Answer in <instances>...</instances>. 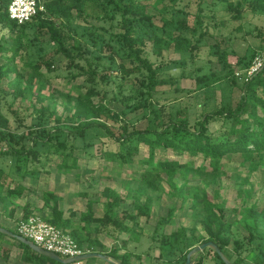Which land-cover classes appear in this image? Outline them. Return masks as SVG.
Instances as JSON below:
<instances>
[{
    "label": "rangeland",
    "instance_id": "374dc122",
    "mask_svg": "<svg viewBox=\"0 0 264 264\" xmlns=\"http://www.w3.org/2000/svg\"><path fill=\"white\" fill-rule=\"evenodd\" d=\"M198 1L189 0V5H186L190 13L187 18L190 26L195 21ZM206 1L204 7L209 14L207 19L213 23L212 35H207L200 42L199 48L195 50L199 55L195 58L191 57L190 53L175 50L174 45L159 51L148 38L149 34L164 33L165 26L161 18L163 16L172 18L174 15L172 12L163 13L153 7L149 8L148 12L154 16L155 27L140 30L141 34L148 30L144 33L142 50L158 71V78L171 80L169 83L159 85L154 97L149 99L152 105L155 102L158 105H165V119L176 118L178 110L187 108L188 114L178 117L188 118L194 123L203 114L214 111L223 100H228L236 106L241 98V90L238 87L230 88L229 83L218 80L217 76H225L227 71H223L217 62V46L219 44L222 48L228 49V61L236 76L237 72L241 74L245 72L246 66L255 58L254 51L264 46L259 37L247 33L255 27L264 32V15L260 14L257 8L252 9L256 0H230L242 5L244 12L241 20L233 19L234 12L228 10L224 3L217 1L215 5H211L213 0ZM85 5L86 13L77 23L80 29L76 37L86 47L96 51V54H90L89 58L95 62L94 67L98 70L93 82L88 81L86 75H80L75 79L71 77L66 57L56 52V45L45 30L32 27L27 29L26 35H21L20 32H12L0 24V40L6 39L5 49H11L9 52L12 54L18 43L21 46L15 63L0 60L6 63L0 81V129L14 132L19 144L24 141L30 144L31 138H28L27 132L40 127L42 117H45L46 124L49 123L51 126L59 115L64 118V122H61L63 126L74 123V118L70 122L66 121V117L72 118L71 112L66 108L87 88H93L98 92L99 95L94 99L101 100L121 114L131 123V127L146 129L155 125L154 114L149 109L150 105H147L148 101L144 99L148 89L141 84V76L135 73L129 75L124 71V68H131V63L124 56L120 42L116 40L118 35L111 36L112 46H106L101 42L94 44L89 31H98L101 25L109 27V23L97 18L101 10L95 7L94 3L86 0ZM179 17L182 18L183 14H179ZM240 23L243 29L239 28ZM115 25L112 30L117 33L118 23ZM48 63H51L50 68ZM212 72L216 75L209 76ZM205 74L210 77L208 86L206 80L196 81L198 75ZM239 80L241 81L240 78ZM100 120L117 130L116 122L105 117ZM213 126L217 129L219 123L215 122ZM23 135L26 137L22 139ZM89 137H96L98 141L96 140L91 149V154H86L83 148L76 150L75 154L79 158L77 169L66 172L64 176L47 175L49 173L43 172L44 179L42 178L43 181L41 179L50 185L49 191H53L59 198L62 197V206L67 217L74 212L71 218L74 227L78 228L77 237L82 241L80 247L86 253L96 251L119 262L126 258L129 264H183L187 250L199 246L210 238L203 224L207 215L200 204L201 195L207 191L212 202L217 207L224 208L226 222L232 224V230L228 233L230 249L241 242L243 248L241 255L244 257L242 264H264V260L261 263L257 261L259 256L264 259V227L261 228L259 235L255 234L253 249L252 244L248 242L251 233L244 222L246 210L252 206L261 217L263 216L264 154L227 155L223 169L217 174L209 175L201 169L203 167L201 157L192 158L171 150L158 149L157 159L179 160L188 166L179 168L169 177H154V185L151 186L141 181L142 173L148 168L138 162V158L148 156L149 150L144 143H140V152L135 156L136 161L122 165L95 156L101 147L116 149V142L100 129L91 130ZM214 138L222 139V136L215 135ZM86 142L78 140L80 147ZM7 151L6 144L0 141V167H16L15 159L11 154H6ZM57 157L51 161L50 167L61 172L56 166L59 159ZM29 167L41 166L32 162ZM31 177L36 178V175ZM182 185L183 192L179 191V186ZM129 191L141 193L129 196ZM16 192H21L20 197L16 198L22 203L19 207L20 214L17 211L16 223L21 216H28L34 212L45 218L49 216L50 209L41 208L45 202L44 196L37 205L29 204V207L23 205L26 202V196L22 198L25 191L17 189ZM47 192L44 191L43 195ZM89 202H93L95 216L99 218L104 216L106 203L117 204L119 224L82 223L81 213L87 211ZM170 209H174L173 216L170 221L163 224V218ZM17 213L13 212L14 215ZM69 230L73 232L72 228ZM4 239L1 235L0 264H40L37 256L27 259V255L29 257L31 251L34 252L33 249L27 250L16 242H13L15 247L10 246ZM248 250L253 251L248 253ZM113 253H116L118 258L114 257ZM237 254L233 252V259ZM80 264L114 263L94 258ZM192 264H219V261L212 248H206L193 256Z\"/></svg>",
    "mask_w": 264,
    "mask_h": 264
},
{
    "label": "trees",
    "instance_id": "16d2710c",
    "mask_svg": "<svg viewBox=\"0 0 264 264\" xmlns=\"http://www.w3.org/2000/svg\"><path fill=\"white\" fill-rule=\"evenodd\" d=\"M40 1L44 4L46 10L40 12L29 22L18 24L9 17L8 5L10 0H0L1 26L9 28L12 32H20L21 35H26L27 29L32 27L45 30L49 34L51 41L56 45V52L66 57L67 69L71 77L75 79L80 75H86L88 76L87 80L93 82L98 75V70L94 67L95 62H92L89 58L90 54L94 55L96 51L86 47L76 37L77 31L80 29V25L77 23L80 17L86 13V0ZM89 1L101 10L97 18L102 22L109 23V27L101 25L98 27V31H89V34L93 36L94 44L101 42L106 46H112L111 36L118 35L116 40L120 42L124 56L131 63V68H124V71L129 75L135 73L141 76V84L148 89L144 99L148 101L147 105H150L149 109L154 114L155 125L146 129L131 127V123L126 121L121 114L111 109L101 100L96 101L94 99L99 95L98 92L93 88H87L85 91H81L78 97L73 100V103L66 108L71 112L70 116L72 117H66V121L70 122L74 118V123L63 126L64 118L59 115L56 117L54 125L51 126L49 123L47 125L45 117H42L40 127L36 130L32 129V131L30 129L27 132L28 138H31V145H28L25 141L19 144L14 132L0 129V141L6 144L8 150L6 154H11L15 159L16 167L24 169L25 176H38L43 172L50 173L53 168L50 167L51 161L55 160L56 156H58L57 159L59 158L58 160L56 159V166L61 169L62 173L77 169L79 167V158L75 154L76 150L83 148L86 154H91V149H93L96 140L98 141L96 137H89V132L93 129H100L101 132L117 143L116 149L101 147L95 155L109 162H117L122 165L132 164L136 161V154L140 152V143H144L149 150L148 156L138 158V162L148 168L142 173L141 181L151 186L154 185V177H169L177 172L179 168L188 166L187 163H182L179 160L157 159L156 151L158 149L171 150L180 155L186 154L192 158L201 157L203 162L201 169L209 175L217 174L223 169L227 155L251 154L256 156L264 154V68L250 80L240 81L232 71L226 47L222 48L219 44L217 46V62L221 66L220 68H223V71H227L225 76L217 77L220 82L229 83L230 88L238 87L241 90V98L236 106H233L228 100H223L222 104L214 111L203 114L199 120L192 123L188 118L182 119L178 117L182 114L186 116L188 114L187 108L178 110L176 118L165 119V105H158L157 102L152 105L149 102V99L154 97L159 85L171 82L170 79L158 78V71L147 54L145 55L142 50L144 33L145 31L148 32V30H145L142 34L140 30L155 27L154 16L148 12L149 8L153 7L160 12H172L174 14L170 19L164 16L161 18L163 26H165L163 27L165 30L162 35H148V38L153 41L155 48L161 51V49H168L174 45L175 50L190 53V56L195 58L199 55L195 50L199 48L200 42L207 35H212L211 28L213 23L207 19L209 14L206 12V7H204L206 0L198 1V9L192 26H190L187 19L190 14L186 9V5H189V0H154V2L151 0ZM217 1L224 3L228 6V10L234 12L233 19H243L244 9H242V5H237L230 0H213L211 5H215ZM256 8L260 14L264 15V0H256L252 9ZM179 14H183V17L180 18ZM116 23H118L119 27V32L117 33L112 30ZM239 28L243 29L242 23H240ZM247 33L254 34L264 42V32L258 27L247 31ZM108 34L109 36L107 37L106 35ZM20 39L21 36L19 37ZM5 42L6 39L0 42V60L15 63L21 46L18 43L13 48L14 53L11 54L9 52L11 49H5ZM261 52H264V46H260L254 51V57ZM253 60L246 66V70L251 66L250 64H252ZM2 61H0V81L6 66V63ZM50 66L51 63H48L49 68ZM123 67L124 65H122ZM246 70L243 75L246 74ZM37 72L42 75L40 71ZM211 75L214 76L216 74L212 72L209 76ZM209 76L206 74L198 75L196 81L203 82L206 80L208 86L210 84ZM102 117L116 122L118 124L117 130L106 122L101 121L100 118ZM215 122L219 123V128L217 129L213 128V123ZM215 135L222 136V139H215ZM24 137L26 135L21 136L22 139ZM79 139L84 142L87 141L86 144L80 147ZM32 162L41 167H29ZM77 174L80 177H84L81 173ZM174 184L176 185V183ZM183 187L184 185L179 186V191L183 192ZM18 188L20 191L24 190L23 185ZM16 190H14V194H17ZM139 193L141 191L138 193L129 191L128 195L136 196ZM18 195H21V192H18ZM44 197L45 202L42 208L50 209L49 216L46 217L47 220L62 229L69 230V228H72V235L81 246L82 241L77 237L78 228L74 227L71 218L74 212L72 211L71 215L66 217L65 211L60 208V198L53 191H48L46 195L44 194ZM200 204L207 215L203 224L210 236L208 241L216 243L232 263L242 264L244 257L241 255L243 250L241 242L237 243V246L232 250L230 249L228 233L232 230V224L226 222L224 208L217 207L210 199L207 191L201 195ZM116 206L117 204L113 202L106 203L104 216L99 218L95 216L93 202H89L87 211L81 213V221L88 225L93 222L117 225L120 222V218L117 216L118 208ZM173 213L174 209H170L163 218V224L170 221ZM28 216L25 215L22 218H27ZM244 222L248 225L251 233L248 242L252 244L254 249L255 234L259 235L261 228L264 227V210L261 217L255 207H249L244 215ZM14 232L17 233V231ZM1 235L2 233H0ZM173 235L177 236V234ZM19 245L27 250L31 249L22 242H19ZM191 250L186 251L183 264L186 263L187 255ZM212 251L219 264H226L216 251L213 249ZM251 251L253 250H248V253ZM233 252L238 253L235 259H233ZM112 255L118 258L116 253ZM34 256H37L40 264H63L35 251H31L30 256L28 257L27 255V259ZM263 260L262 257H257L259 263ZM122 263L129 264L126 258L122 259Z\"/></svg>",
    "mask_w": 264,
    "mask_h": 264
},
{
    "label": "built area",
    "instance_id": "2783aa9c",
    "mask_svg": "<svg viewBox=\"0 0 264 264\" xmlns=\"http://www.w3.org/2000/svg\"><path fill=\"white\" fill-rule=\"evenodd\" d=\"M23 8L25 11H20ZM45 6L40 0H10L8 5L9 17L18 24L31 21L40 12H44ZM264 68V52L259 53L251 66L243 75L237 72L241 80L248 81ZM17 233L42 247L64 258H75L85 254L78 242L68 229H62L48 221L41 214H31L22 218L16 227ZM76 261L73 264H80Z\"/></svg>",
    "mask_w": 264,
    "mask_h": 264
},
{
    "label": "crops",
    "instance_id": "0c3cea01",
    "mask_svg": "<svg viewBox=\"0 0 264 264\" xmlns=\"http://www.w3.org/2000/svg\"><path fill=\"white\" fill-rule=\"evenodd\" d=\"M54 174H60L61 176H64L65 173L57 171L56 169H52L51 172L47 175H54ZM42 178L44 179V174H39L38 176H36V178H32L30 175L25 176L24 169L20 167H0V226L8 230H11L13 232L17 231L16 230L17 223L15 221H16V216L19 213V207L21 206L22 203H20L19 199L17 200L16 197H20V196L17 194H14V190L19 189L18 187L20 185H23L25 192L23 193L22 198L26 196L25 198L26 202H24L23 205H26V206H28L29 204L37 205L40 198L41 199L43 198L44 191L50 190L48 189L50 185L45 184V181L42 182L43 181ZM27 194H29V196ZM62 200L63 199L60 196V208L62 210H65L62 206ZM14 211L16 213L18 211V213L14 215L13 214ZM65 215L67 217L66 212H65ZM22 217L23 216L19 218V221L22 219ZM15 223H16V226L14 227ZM2 236L5 238L4 239L5 242L8 243L10 246L15 247L13 242H16L19 244V241L17 239H14L13 237L7 234L2 233ZM8 240H11V241H8ZM61 258H64V257H61ZM96 258L100 259L101 261L103 260L102 258H98V257Z\"/></svg>",
    "mask_w": 264,
    "mask_h": 264
},
{
    "label": "water",
    "instance_id": "95a60500",
    "mask_svg": "<svg viewBox=\"0 0 264 264\" xmlns=\"http://www.w3.org/2000/svg\"><path fill=\"white\" fill-rule=\"evenodd\" d=\"M0 233L7 234V235L13 237L14 239H17L19 242H22V243L28 245L34 251H36L40 254H43L45 256H48L51 259H54V260H56L60 263H63V264H73L76 261H85V260H88L90 258H96V257L102 258V259L107 260L109 262H112L114 264H123L122 262H119L118 260H114L111 257H109L103 253H99V252H87V253H85L81 256L75 257V258H65L64 259V258H61L58 254L51 252V251H48V250H45L42 247L38 246L33 241L13 232L11 230H8L2 226H0ZM206 248H212L214 251H216L220 255V257L224 260V262L226 264H234L226 257V255L219 248V246L212 241H207V242L200 244L199 246L194 247L187 255L186 264H192L193 256L204 251Z\"/></svg>",
    "mask_w": 264,
    "mask_h": 264
},
{
    "label": "clouds",
    "instance_id": "9594fccd",
    "mask_svg": "<svg viewBox=\"0 0 264 264\" xmlns=\"http://www.w3.org/2000/svg\"><path fill=\"white\" fill-rule=\"evenodd\" d=\"M20 11H25V9L21 8Z\"/></svg>",
    "mask_w": 264,
    "mask_h": 264
}]
</instances>
